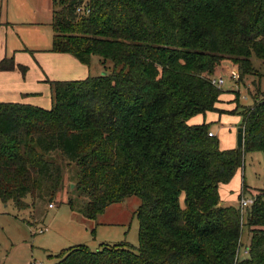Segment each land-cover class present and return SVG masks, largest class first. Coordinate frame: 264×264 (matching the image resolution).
I'll use <instances>...</instances> for the list:
<instances>
[{"label":"trees","instance_id":"1","mask_svg":"<svg viewBox=\"0 0 264 264\" xmlns=\"http://www.w3.org/2000/svg\"><path fill=\"white\" fill-rule=\"evenodd\" d=\"M49 26L51 52L87 67L95 56L111 71L49 82V110L0 103V201L17 210L27 198L52 204L63 164L76 167L85 219L139 199L137 248L78 245L54 264H264V193L243 223L218 192L246 153L264 154V91L257 84L253 105L231 112L242 149L220 150L207 125L188 124L219 112L217 76L230 68L241 84L253 57L264 63V0H53ZM15 67L12 57L0 62L1 71ZM244 225L250 238L239 258Z\"/></svg>","mask_w":264,"mask_h":264},{"label":"rangeland","instance_id":"2","mask_svg":"<svg viewBox=\"0 0 264 264\" xmlns=\"http://www.w3.org/2000/svg\"><path fill=\"white\" fill-rule=\"evenodd\" d=\"M18 1L22 2L20 16L13 15L10 6ZM47 8V0H0V24L12 25H0V62L5 57H12L16 65L12 71L0 70V103L21 104L22 100H29L36 103L34 106L49 110V82L83 81L111 71L109 62L102 64L95 56L91 57L87 67L70 55L51 52L53 33ZM252 65L253 75L244 77L241 84L238 79H229L230 68L222 73L224 83L221 89L224 93L219 112L198 114L188 121L190 125H207L220 150L236 148V132L241 119L231 112L236 106L249 108L253 105L251 96H256L257 84L264 91V63L253 57ZM17 66L25 67L26 72L21 73ZM52 158L60 161L58 153H53ZM62 167L63 183L53 200V208L43 201H35L32 206L29 198L26 199L29 207L23 210H17L12 202L4 204L0 201V264H54L60 252L78 245H85L92 251L101 244L138 247L135 212L139 199L129 197L112 204L95 221L85 219L80 214L82 200L73 192L76 167L74 164H63ZM244 185L242 197L246 199L264 193V154L246 153L242 168L227 184H222L218 192L222 199L238 207ZM70 201L73 202L72 208ZM245 212L244 209L243 223L246 221ZM44 229L47 230L39 233ZM247 237L248 229L244 225L239 258L245 253Z\"/></svg>","mask_w":264,"mask_h":264},{"label":"crops","instance_id":"3","mask_svg":"<svg viewBox=\"0 0 264 264\" xmlns=\"http://www.w3.org/2000/svg\"><path fill=\"white\" fill-rule=\"evenodd\" d=\"M21 3L22 2H20V1H18V2H14V4L12 3H10V6L12 7V14L13 15H17V16H20V14H21ZM47 4H48V8H47V12H48V17H49V19H50V21H51V17H52V10H53V0H47ZM8 6H9V3L7 4ZM8 6H6V8H5V10L7 11L8 10ZM13 8L15 9V10H13ZM14 23H16L17 21H13ZM0 25H6V26H12L11 24H9V23H5V24H0ZM60 55H68V54H60ZM72 57V56H71ZM73 58V57H72ZM74 59V58H73ZM76 60V59H75ZM223 96V95H222ZM222 96H221V98H222ZM22 102V104H32L33 106L34 105H36V103H34V102H31V101H29V100H22L21 101ZM221 103H222V99H221ZM220 103V104H221ZM218 107H219V105H218ZM190 124V123H189ZM222 185V184H221ZM221 185H219V187H218V191H219V188H220V186ZM220 194V193H219ZM220 196V195H219ZM220 199H221V201H222V203H224V204H227V203H230V201H226V200H224V199H222V197L220 196ZM107 209V208H106ZM105 209V210H106ZM104 210V211H105ZM104 213V212H103ZM91 221V220H90ZM95 221V220H94ZM100 225H103L102 223H100ZM249 238H250V235H249V230H248V237H247V241H246V243H245V248H246V246L248 245V243H249ZM246 252V251H245ZM246 256V253H244L243 254V257H245Z\"/></svg>","mask_w":264,"mask_h":264},{"label":"built area","instance_id":"4","mask_svg":"<svg viewBox=\"0 0 264 264\" xmlns=\"http://www.w3.org/2000/svg\"><path fill=\"white\" fill-rule=\"evenodd\" d=\"M82 7L78 8L77 9V13H82ZM229 79L235 81L237 80V76L235 73L229 71ZM213 83L216 84L218 87H221L224 83V80L221 76L219 77H216L214 80H213ZM208 136L212 137V133H209ZM253 204V199L252 198H249V199H246L244 197H241L239 200H238V207L240 208L241 211H243L244 209L248 208L249 206H251ZM49 208H53L54 207V204H49L48 205ZM47 229H44V230H39V233H43L44 231H46Z\"/></svg>","mask_w":264,"mask_h":264},{"label":"water","instance_id":"5","mask_svg":"<svg viewBox=\"0 0 264 264\" xmlns=\"http://www.w3.org/2000/svg\"><path fill=\"white\" fill-rule=\"evenodd\" d=\"M243 147V128L239 127L236 132V148L242 149Z\"/></svg>","mask_w":264,"mask_h":264}]
</instances>
